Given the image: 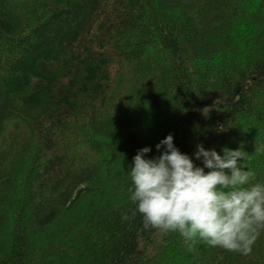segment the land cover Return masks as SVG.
Segmentation results:
<instances>
[{"label":"trees","instance_id":"16d2710c","mask_svg":"<svg viewBox=\"0 0 264 264\" xmlns=\"http://www.w3.org/2000/svg\"><path fill=\"white\" fill-rule=\"evenodd\" d=\"M0 0V264H264L125 220L137 150L246 151L264 185V0ZM205 171H209L205 169Z\"/></svg>","mask_w":264,"mask_h":264},{"label":"clouds","instance_id":"9594fccd","mask_svg":"<svg viewBox=\"0 0 264 264\" xmlns=\"http://www.w3.org/2000/svg\"><path fill=\"white\" fill-rule=\"evenodd\" d=\"M160 155L148 157L151 147L137 150L130 176L131 200L136 205L124 219L143 217L144 229L179 232L195 243L249 255L264 226V185H250L246 151L215 149L197 144L195 160L182 153L169 134L156 145ZM208 169L209 171H205Z\"/></svg>","mask_w":264,"mask_h":264},{"label":"rangeland","instance_id":"374dc122","mask_svg":"<svg viewBox=\"0 0 264 264\" xmlns=\"http://www.w3.org/2000/svg\"><path fill=\"white\" fill-rule=\"evenodd\" d=\"M252 5H256L255 0H246V4H245V6H246L247 8H250V6H252Z\"/></svg>","mask_w":264,"mask_h":264}]
</instances>
